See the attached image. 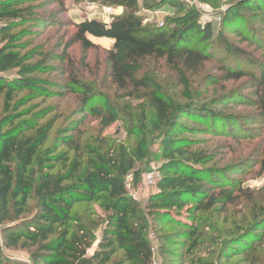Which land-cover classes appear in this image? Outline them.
<instances>
[{"label": "rangeland", "instance_id": "374dc122", "mask_svg": "<svg viewBox=\"0 0 264 264\" xmlns=\"http://www.w3.org/2000/svg\"><path fill=\"white\" fill-rule=\"evenodd\" d=\"M238 2L137 0L136 11L143 17V26L149 29L164 26L170 30L175 26L173 20L190 9L198 12L197 26L211 24L213 38L202 48L209 59L199 63L195 71L183 65L184 56H179L178 62L171 65L165 57L136 58L132 54L133 46L122 44L117 48L107 38L90 37L93 45L89 48L75 40L74 24L85 19L109 23L114 16L125 12L124 7L115 4H111L113 13L106 16L101 2L27 0L22 5L26 19L12 31L20 38L21 54L31 56L24 64H42L31 76L41 82L46 92L25 104H20V99H25V91L15 93L9 102L4 92H0V129L6 130V124L16 113L23 114L16 123L31 119L33 115L43 116L41 122L52 123V128L41 151L45 153L54 148L52 157L63 152L72 159L74 150L60 145L57 135L59 130L73 127L77 128L75 133L68 134H73V139L87 154L90 150L103 153L110 145L126 147L135 158L134 168L127 174L130 180L126 181L125 177L126 203L135 207L128 215L129 222L136 230L145 227L142 234L154 249L152 264H264V122L253 124L251 120L259 118V110L247 101L240 102L253 97L250 82L246 78L224 80L219 71L222 64L257 70L258 62L264 57L258 47L243 42L234 32L235 26L246 33L252 30L255 34L256 31V38L264 42V24L257 23L244 9L237 8ZM224 15H227L226 23H222ZM194 30L195 27L187 34L191 37L189 44L196 41V36H192ZM238 48L249 54L234 53ZM62 55H65L64 60ZM114 63L123 72L121 83L116 80L118 71L114 70ZM16 70L6 75L13 76ZM76 84L85 87L87 92ZM152 91L170 98L174 104L186 102L206 106L219 114L220 122H231L236 130L237 137L231 135V129L194 130L199 125L189 117L179 120L178 124L185 128L176 127L181 131L180 137L193 140V152L207 153L213 158L204 165L192 162L189 165L200 171L204 178L201 186L208 194L220 192L219 201L209 210L194 209V203L187 205L193 209L194 220H186V208L179 217L195 226L200 235L199 246L190 255L185 253L189 242L184 243L174 236L172 244L165 248L170 254L158 252V237L187 230V223L177 225L174 221L171 225L160 226L146 214L147 198L158 187L146 185L145 176L152 173L158 179L159 168L164 162L160 129L153 127L154 111L149 101ZM226 95L229 96L223 99ZM83 97L86 103L81 100ZM83 109L86 112L82 113ZM134 169L139 170V175L133 179ZM43 170L64 174L67 169L63 163L53 165L50 161ZM223 195L230 197L232 202L225 201ZM110 203L107 197H102L90 203H76L70 210L69 235L81 240L87 256L101 250ZM28 205L30 211L22 215L24 218H30L39 208L35 188ZM2 228L0 223L1 252L29 264H41L30 259L28 252L34 247L4 248ZM122 254L115 246L106 264H118Z\"/></svg>", "mask_w": 264, "mask_h": 264}, {"label": "trees", "instance_id": "16d2710c", "mask_svg": "<svg viewBox=\"0 0 264 264\" xmlns=\"http://www.w3.org/2000/svg\"><path fill=\"white\" fill-rule=\"evenodd\" d=\"M27 0H0V92H4L9 102L15 93L25 91V104L45 94V87L31 75L40 70L42 64H24L26 58L21 54L20 38L12 31L26 19L23 4ZM103 5L115 4L125 8V12L114 16L109 23L96 19H85L74 24L75 40L85 48L92 47L89 40L107 38L114 42L115 47L122 44L133 46L132 54L139 58L143 56L165 57L167 62L175 65L179 56H184L183 65L188 70L195 71L199 63L209 59L204 47L213 38L211 24L204 27L195 24L198 12L190 9L178 15L173 22L174 28L166 30L164 26L146 28L143 17L136 11L137 0H90ZM237 8L244 9L253 16L257 23L264 24V0H239ZM227 22V15L222 23ZM195 27L192 36H196L193 44L187 43L191 37L188 32ZM234 32L243 42L258 47L264 55V42L251 32H244L235 26ZM217 37H219L217 35ZM234 53L246 56L244 49H235ZM65 55H62V60ZM27 61V60H26ZM255 68H236L232 64L220 65L219 71L224 80L237 81L246 78L253 90V97L241 100L255 106L260 114L252 119L253 124L264 122V57ZM114 70L118 71L116 80L123 81V72L116 63ZM12 69H17L13 76L6 75ZM83 92H87L85 87ZM226 95L223 99L228 97ZM81 100L86 103V98ZM6 101V104H7ZM150 105L154 111L153 127L160 129V143L164 162L159 171L156 186L158 190L151 193L146 201L147 215L152 222L160 226L187 223V230L174 233H164L158 237V252L160 255L170 254L165 248L172 244L174 236L184 243L189 242L186 254L190 255L199 246L200 235L197 228L188 222L179 220L186 208V220H194L193 209L187 206L194 203V209L209 210L219 201L218 194H208L201 183L204 178L194 165H204L213 158L207 153L196 154L192 150L193 140L180 137L181 131L176 127L183 117L194 119L199 125L197 130L207 129L212 132L231 129L232 136L237 137L231 122H220V116L206 106L193 103H173V100L154 91L149 93ZM230 102V101H229ZM228 103L226 101L224 105ZM86 105V104H85ZM83 105V107L85 106ZM86 107V106H85ZM86 109L82 110V113ZM21 115L16 113L6 124L7 129H0V223L3 224L1 235L4 248L35 249L30 250L32 262L41 264H106L115 250V246L123 254L118 264H152L154 249L150 241L142 234L145 227L136 230L129 222L128 215L135 211L126 203L127 190L125 177L134 168L135 158L123 145H110L105 152L90 150L86 153L78 142L73 139L76 127L59 130V144L74 150L72 159L67 153H58L53 157L55 149L45 153L41 148L47 141L52 123L41 122L43 116L33 115L16 123ZM212 127V128H210ZM184 131V130H183ZM73 133V134H68ZM63 163L66 173H52L43 170L47 162ZM52 167V166H46ZM137 178L139 170L134 169ZM74 180V181H73ZM73 181L70 184H65ZM218 186L217 184H215ZM39 196V208L30 218L22 215L29 212L28 202L31 191ZM222 193V192H221ZM102 197H107L111 203L107 216V228L104 230L101 250L92 256L86 255V246L75 236L69 235L68 221L70 210L76 203H90ZM225 201L232 202L227 196ZM205 203V204H204ZM192 217V218H190ZM174 234V235H173ZM256 244L252 245L255 246ZM1 247V246H0ZM110 249V250H109ZM0 264H29L0 251Z\"/></svg>", "mask_w": 264, "mask_h": 264}, {"label": "built area", "instance_id": "2783aa9c", "mask_svg": "<svg viewBox=\"0 0 264 264\" xmlns=\"http://www.w3.org/2000/svg\"><path fill=\"white\" fill-rule=\"evenodd\" d=\"M103 12H104V15L110 16L113 13L112 6L111 5H103ZM127 179L130 180V175L126 176V181H127ZM145 182H146V185H148V186H155L157 179L155 178V176L152 173H148L145 176Z\"/></svg>", "mask_w": 264, "mask_h": 264}]
</instances>
